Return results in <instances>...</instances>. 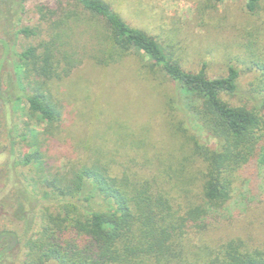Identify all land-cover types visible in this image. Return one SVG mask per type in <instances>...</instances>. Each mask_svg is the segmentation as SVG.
<instances>
[{
  "label": "trees",
  "instance_id": "trees-1",
  "mask_svg": "<svg viewBox=\"0 0 264 264\" xmlns=\"http://www.w3.org/2000/svg\"><path fill=\"white\" fill-rule=\"evenodd\" d=\"M58 1L60 9L68 4L69 13L56 22L50 42L19 55L16 85L0 98L25 105L28 117L46 124L43 134L55 137L66 118L57 84L86 59L108 67L137 53L148 73L160 70L175 86L176 99L171 101L181 117L169 113L163 125L164 147L169 146L165 154L151 156L153 136L142 142L146 147L139 155L151 170H135V160H130L123 171H116L113 152L100 148L94 160L47 177L44 199L50 206L40 229L24 242L20 264H264V243L251 233L205 242L207 233L223 228H214L215 223L234 205L247 213L264 189L263 51L259 55L247 45L249 61L240 62L254 77L243 88L242 72L233 65L217 79L208 76L206 65L198 73L183 69L157 38L131 26L105 0ZM9 2L12 7L14 2ZM25 2H19L21 7ZM247 8L259 14L264 0H248ZM81 26L98 40L95 55L79 51ZM19 33L37 34L29 28ZM22 137L29 141L28 135ZM30 140L27 143L37 151L24 156L25 166L42 157L41 137L32 133ZM238 185L242 193L236 198ZM7 234L0 233V264L11 252L12 246L3 243Z\"/></svg>",
  "mask_w": 264,
  "mask_h": 264
},
{
  "label": "rangeland",
  "instance_id": "rangeland-1",
  "mask_svg": "<svg viewBox=\"0 0 264 264\" xmlns=\"http://www.w3.org/2000/svg\"><path fill=\"white\" fill-rule=\"evenodd\" d=\"M6 1L0 0V94L17 82L19 55L30 46L50 42L56 22L70 9L68 4L60 9L58 0H26L23 7L21 0H12V7L10 0ZM105 1L131 26L157 38L183 69L198 73L206 65L211 79L226 76L233 65L242 72L240 81L246 88L254 77L244 72L246 66L240 62L249 61L247 45L252 44L259 55L264 53V10L250 13L248 0ZM42 14L47 15L46 20ZM24 28L37 34H20ZM85 29L81 26L78 30L79 51L82 56L95 55L98 40ZM143 65L137 53L108 67L95 66L86 59L70 78L57 84L56 94L66 118L55 137L43 134L46 124L28 117L25 105L0 98V233L9 232L3 243L12 246L5 264H20L24 242L40 229L41 217L50 206L44 199L47 177L94 160L100 148L113 152L116 171H123L130 160L131 164L135 160V170H151V165L146 168L143 154L139 155L140 148L146 147L142 142L147 135L153 136L151 156L168 150L163 125L169 113L181 117L173 111L171 101L176 99V88L165 73H148ZM31 132L42 139V157L25 166L24 156L37 151L28 144ZM23 134L29 136L28 143ZM201 138L213 143L205 135ZM237 189L236 198L242 193L241 185ZM252 207L245 213V207L234 205L233 211L215 223L214 228L218 224L223 228L207 233L205 242L218 243L225 234L251 233L264 243V189Z\"/></svg>",
  "mask_w": 264,
  "mask_h": 264
}]
</instances>
